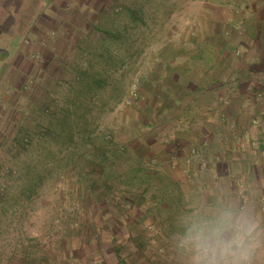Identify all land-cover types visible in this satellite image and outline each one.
I'll return each instance as SVG.
<instances>
[{
  "label": "rangeland",
  "instance_id": "1",
  "mask_svg": "<svg viewBox=\"0 0 264 264\" xmlns=\"http://www.w3.org/2000/svg\"><path fill=\"white\" fill-rule=\"evenodd\" d=\"M182 1L93 0L89 6H80L77 0H40L24 8L26 13H14V24L31 21L29 32L15 28L12 35L0 38V209L22 207L28 201L24 227L35 233L39 216L46 215V220L57 216L59 221H47V238L66 240L65 245L79 242L84 245L81 254L89 256L86 261L75 260L73 247L62 245L61 254L72 255L67 264H101L92 259L93 247L87 243L90 237H98V231L85 224L92 217L95 220L96 198L104 203V211L120 215L119 219L124 213L142 212L133 201L144 192L147 199L164 196L168 147L176 139L167 132L165 112L166 73L171 64L199 61L197 54L188 53L192 47L203 52L204 59H212L213 47L237 41L242 46L243 38H232V34L249 31V6ZM237 11L243 23L231 18ZM213 18L227 19L220 22L226 31L222 38L168 36L169 29L181 21L196 29L208 23L217 26L210 21ZM36 25L39 30H33ZM76 68L86 69L89 76L99 71L106 81L100 96L84 104L85 111L75 101ZM29 119L50 127L55 138L43 136V129L34 128ZM22 138L28 139L26 149L19 147ZM93 154H100L102 160L95 197L90 189L92 176L77 186L82 177L79 164ZM41 176L43 185L28 190L30 179ZM37 191L45 192L40 199L45 207L34 214L37 199L27 196L36 197ZM80 192L86 200L89 196L87 204L78 200ZM125 196L129 200L124 198L127 203L121 204ZM6 217L0 216L3 226ZM63 219H72L71 228L62 226ZM116 224L110 233L120 237L126 233L125 223ZM150 231L144 230L146 237ZM140 232L138 228L136 234ZM45 247L47 255H54L48 241Z\"/></svg>",
  "mask_w": 264,
  "mask_h": 264
},
{
  "label": "crops",
  "instance_id": "2",
  "mask_svg": "<svg viewBox=\"0 0 264 264\" xmlns=\"http://www.w3.org/2000/svg\"><path fill=\"white\" fill-rule=\"evenodd\" d=\"M39 1L0 0V38L15 28L29 32L31 21L14 24L13 16ZM77 1L89 6L93 0ZM210 3L249 6V31L232 34L243 38L242 46L237 41L213 47L212 59H204L203 52L192 47L188 53L197 54L199 61L175 60L167 70V132L176 137L166 159L168 186L164 196L147 199L144 192L133 201L142 212L124 213L126 219L106 214L104 203H96L95 220L85 224L98 231V237L87 243L93 247L92 259L101 264H264V0ZM241 14L237 11L231 18L242 21ZM210 21L217 26L205 21L203 28L194 29L186 20L180 26L174 23L168 36L222 38L226 31L220 22L227 19ZM37 25L33 30L40 28ZM44 193L27 196L37 199L34 214L45 207L40 206ZM124 198L129 200L121 197V204L127 203ZM28 203L0 209V216H7L5 226L0 220V264H67L72 255L61 254L66 240L47 238V221L55 222L57 216L48 220L39 216L36 233L28 231L24 227ZM61 222L63 227L72 226V219ZM119 222L125 223L126 233L115 237L110 232ZM146 228L151 230L149 237ZM47 241L54 248L52 256L47 255ZM68 245L75 260L88 259L81 254L84 245L75 241Z\"/></svg>",
  "mask_w": 264,
  "mask_h": 264
},
{
  "label": "trees",
  "instance_id": "3",
  "mask_svg": "<svg viewBox=\"0 0 264 264\" xmlns=\"http://www.w3.org/2000/svg\"><path fill=\"white\" fill-rule=\"evenodd\" d=\"M132 15L134 16V18L138 17L137 13L136 14L132 13ZM127 25L128 24H126V26ZM106 34H107V32H106ZM108 35L112 36V34H108ZM116 38L120 39L121 36L117 34ZM89 59H90L89 61L91 62L93 60V57L89 58ZM75 72H76V77L78 79V85L76 86V89H75V92H76V95H75L76 100L75 101H76V103H80V106L83 107L82 110L85 111L86 107L84 106V104L85 103H91L92 100H94L100 96L101 92H103L104 88L106 87V81L102 78V74L99 71H98V73H96V75H92V76H89L88 71L86 69H84V70L79 69L78 70L76 68ZM29 120L32 121V123H34L33 119H29ZM35 127H37V129H39V130L43 129V133H42L43 136L55 138L54 132L52 131V129H50V127L44 128V127H41L40 125H35V123H34V128ZM23 129L27 133L30 132V130H28L29 129L28 127H25ZM27 136L30 137L29 135H27ZM28 144H29L28 139L22 138L21 142L19 144L20 145L19 147L21 149H26ZM100 157H101L100 154H93V155H90L89 157L86 156L84 158V161L81 164H79V170L82 171L81 172L82 177H81V181L77 184V186L81 187L82 182L84 180L89 181V178H91V176H92V180H91L92 184L90 185V189L92 188L91 190L93 191L92 197H95V195H96V193H95L96 191L93 188H94V185L98 183L99 178L97 176L100 175V172H101L99 162H102V160L100 159ZM51 159L54 160L53 157H51ZM91 167H92L93 171H90ZM94 174H96V175H94ZM38 176H40V175H38ZM44 176L30 179L31 183H30L28 190L31 191L33 188H38V187H40V185L42 186L43 183L45 182ZM107 184L108 183H106V185ZM107 186H109V185H107ZM84 196H85L84 192H80V195H78V200H80L81 203L84 202L85 204H87V200H88L89 196L87 197V200L85 199ZM96 199L98 202H102V200L99 197ZM106 214H108V213L106 212ZM81 227L85 228V225L82 224Z\"/></svg>",
  "mask_w": 264,
  "mask_h": 264
}]
</instances>
